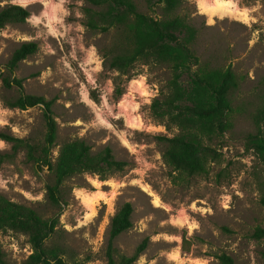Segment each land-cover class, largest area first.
Masks as SVG:
<instances>
[{"label":"rangeland","instance_id":"obj_1","mask_svg":"<svg viewBox=\"0 0 264 264\" xmlns=\"http://www.w3.org/2000/svg\"><path fill=\"white\" fill-rule=\"evenodd\" d=\"M133 1L145 14L166 17L154 0ZM229 1L239 11L235 15L209 19L197 0L172 13L196 28L191 47L202 63L229 67L239 78L231 94L232 128L204 138L214 156L204 173L188 175L164 163L159 136L174 131L154 119L150 108L167 91L171 72L166 65L137 62L127 74L110 69L104 56L117 51L120 30L85 26L86 0H0V8L11 3L30 11L25 22L0 29V64L22 42L38 44L15 75L26 93L51 104L52 160L64 142L83 139L92 153L109 147L115 159L126 162L105 179L89 172L68 177L58 207L46 195L52 173L36 168L24 150L13 154L11 144L0 139V195L44 219L60 213L45 242L50 254L58 253L66 264H107L110 220L130 203L132 226L114 240L115 260L133 254L146 240L133 264H223L221 255L232 264H264V238L257 237V229H264V135L254 124L264 108V0ZM17 96L0 81V132L40 146L47 132L43 109L5 104ZM0 247L10 264H23L31 253L28 235L11 229H0Z\"/></svg>","mask_w":264,"mask_h":264},{"label":"trees","instance_id":"obj_2","mask_svg":"<svg viewBox=\"0 0 264 264\" xmlns=\"http://www.w3.org/2000/svg\"><path fill=\"white\" fill-rule=\"evenodd\" d=\"M187 0H154L162 4L166 14L156 18L138 10L133 0H86L90 7L85 9V26L107 31L111 27L120 30L115 51L104 56V63L120 74H127L137 63L166 65L171 72L167 91L155 97L150 105L154 119L160 121L171 135L159 136L164 144L162 157L172 171L188 175L206 171V162L213 157L211 147L204 144V138L221 136L232 128L231 94L239 86V78L229 67L211 68L200 61L191 43L197 30L179 15H172ZM99 10L96 11L95 8ZM30 11L18 4H6L0 8V29L7 24L22 23ZM38 50L35 41L22 42L9 60L0 64V81L6 90L15 89L18 96L5 99L9 107L28 109L40 105L47 124L42 145H32L27 140L0 132V139L11 144L16 154L24 150L29 161L36 168H45L53 175V183L46 185L49 201L61 207L64 203L61 187L64 181L77 173L89 172L102 179L122 171L126 162L117 160L109 147L94 154L83 139L64 142L56 160H52L55 146L56 122L52 117L50 102L41 96L24 91L22 80L15 72L19 64ZM264 100V94H263ZM257 134L264 135V108L254 116ZM132 205L123 204L113 215L109 225L107 264H133L146 248V240L136 247L133 254L115 260L112 254L114 240L132 226ZM56 214L44 219L24 204L11 201L0 195V229H11L28 235L31 253L23 264H66L56 252L51 254L45 242L51 237L59 221ZM257 237L264 238V229H257ZM182 249H185L184 239ZM223 264H232L226 256H219ZM0 264L6 261L0 247Z\"/></svg>","mask_w":264,"mask_h":264},{"label":"bare ground","instance_id":"obj_3","mask_svg":"<svg viewBox=\"0 0 264 264\" xmlns=\"http://www.w3.org/2000/svg\"><path fill=\"white\" fill-rule=\"evenodd\" d=\"M232 3L229 0H197L198 8L200 12L207 15L209 19H213L217 14H233L239 12L232 8ZM238 15V14H237Z\"/></svg>","mask_w":264,"mask_h":264}]
</instances>
